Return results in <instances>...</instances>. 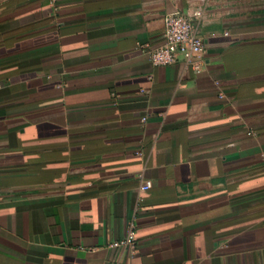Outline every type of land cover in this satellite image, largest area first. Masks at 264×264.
Here are the masks:
<instances>
[{
  "label": "crops",
  "instance_id": "crops-1",
  "mask_svg": "<svg viewBox=\"0 0 264 264\" xmlns=\"http://www.w3.org/2000/svg\"><path fill=\"white\" fill-rule=\"evenodd\" d=\"M0 264H264V0H0Z\"/></svg>",
  "mask_w": 264,
  "mask_h": 264
},
{
  "label": "built area",
  "instance_id": "built-area-1",
  "mask_svg": "<svg viewBox=\"0 0 264 264\" xmlns=\"http://www.w3.org/2000/svg\"><path fill=\"white\" fill-rule=\"evenodd\" d=\"M201 11L195 9L192 16L174 13L165 18L164 41L156 48H144L153 65H169L182 59L186 66L199 71L205 47L201 37L196 33L194 20L200 19ZM145 189L146 186H142ZM135 231L133 226L127 229L125 236L111 245L115 247L134 248Z\"/></svg>",
  "mask_w": 264,
  "mask_h": 264
}]
</instances>
